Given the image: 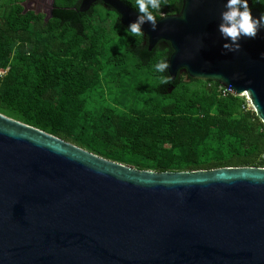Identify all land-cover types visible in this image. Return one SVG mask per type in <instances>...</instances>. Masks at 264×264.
Listing matches in <instances>:
<instances>
[{
  "label": "water",
  "instance_id": "95a60500",
  "mask_svg": "<svg viewBox=\"0 0 264 264\" xmlns=\"http://www.w3.org/2000/svg\"><path fill=\"white\" fill-rule=\"evenodd\" d=\"M102 1L123 27L137 19ZM225 2L182 0L155 31L146 22L148 51L169 43L173 83L218 84L264 125V30L225 54ZM0 264H264V169L141 171L0 114Z\"/></svg>",
  "mask_w": 264,
  "mask_h": 264
},
{
  "label": "trees",
  "instance_id": "16d2710c",
  "mask_svg": "<svg viewBox=\"0 0 264 264\" xmlns=\"http://www.w3.org/2000/svg\"><path fill=\"white\" fill-rule=\"evenodd\" d=\"M17 2L0 0V69L10 68L0 114L141 171L264 169V125L245 98L154 74L152 65L173 54L169 43L149 52L145 37L125 38L112 10L92 18L55 9L45 24ZM251 3L264 13V0ZM163 5L164 16L177 15L182 0Z\"/></svg>",
  "mask_w": 264,
  "mask_h": 264
},
{
  "label": "clouds",
  "instance_id": "9594fccd",
  "mask_svg": "<svg viewBox=\"0 0 264 264\" xmlns=\"http://www.w3.org/2000/svg\"><path fill=\"white\" fill-rule=\"evenodd\" d=\"M252 0H226L223 5V11L220 13V23L218 32L224 41L222 48L227 53L239 52L242 48L241 41L244 39H255L258 34L264 30V13L254 15L253 8L250 6ZM164 7L163 0H134V8L137 13V19L130 23L125 29L126 37L137 38L145 36L142 28L146 22L151 24L152 30L157 29L158 22L163 19L164 13L161 9ZM170 57L168 55L160 57L153 65L154 74L164 75V83H169L171 76L168 75L170 68ZM177 195L183 198V193Z\"/></svg>",
  "mask_w": 264,
  "mask_h": 264
},
{
  "label": "flooded vegetation",
  "instance_id": "af4514ba",
  "mask_svg": "<svg viewBox=\"0 0 264 264\" xmlns=\"http://www.w3.org/2000/svg\"><path fill=\"white\" fill-rule=\"evenodd\" d=\"M84 1L85 0H19L17 4L22 9H24V12L27 13L32 12L37 16L44 17V22L46 24L48 20H50L53 17V13L55 9H73L74 11L78 12V10L81 9ZM120 1L128 5L131 9H134L129 5V4H134V0H120ZM90 9L92 10L87 14H80L79 12L78 13L80 15H86V16L88 15L93 18L95 17V12L99 11L100 9H105L108 11V10H112L113 8L106 5L102 0H99L95 2ZM97 21H98L97 23L100 22V20L98 19ZM180 75L188 79L185 73H180Z\"/></svg>",
  "mask_w": 264,
  "mask_h": 264
},
{
  "label": "built area",
  "instance_id": "2783aa9c",
  "mask_svg": "<svg viewBox=\"0 0 264 264\" xmlns=\"http://www.w3.org/2000/svg\"><path fill=\"white\" fill-rule=\"evenodd\" d=\"M9 71H10V68L0 69V80L5 78L8 75ZM219 94L223 98H226L228 96H233L235 98H239L233 92H231L229 90L221 89V88H219ZM243 98H245L247 100L246 97H243ZM247 102H248V105H249V110H251L250 109V102L248 100H247Z\"/></svg>",
  "mask_w": 264,
  "mask_h": 264
},
{
  "label": "rangeland",
  "instance_id": "374dc122",
  "mask_svg": "<svg viewBox=\"0 0 264 264\" xmlns=\"http://www.w3.org/2000/svg\"><path fill=\"white\" fill-rule=\"evenodd\" d=\"M97 22H98V21L96 20V23H97ZM105 27H106V29L109 28V24L106 25ZM121 52H122V48H118V49L116 50V53H117V54H119V53H121Z\"/></svg>",
  "mask_w": 264,
  "mask_h": 264
}]
</instances>
